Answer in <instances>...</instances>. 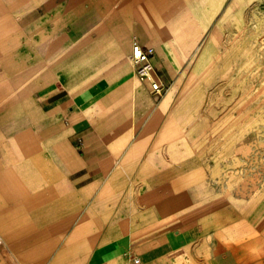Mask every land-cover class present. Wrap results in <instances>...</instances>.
I'll return each instance as SVG.
<instances>
[{
  "label": "crops",
  "instance_id": "obj_1",
  "mask_svg": "<svg viewBox=\"0 0 264 264\" xmlns=\"http://www.w3.org/2000/svg\"><path fill=\"white\" fill-rule=\"evenodd\" d=\"M160 1L98 0L91 20H48L38 54L35 33L0 28V264H264L223 230L179 221L227 201L179 172L216 162L178 137L203 117L215 136L229 105L236 121L244 103L257 109L258 0L209 14V0H167L183 4L167 18ZM134 42L153 49L160 96L135 74Z\"/></svg>",
  "mask_w": 264,
  "mask_h": 264
},
{
  "label": "rangeland",
  "instance_id": "obj_2",
  "mask_svg": "<svg viewBox=\"0 0 264 264\" xmlns=\"http://www.w3.org/2000/svg\"><path fill=\"white\" fill-rule=\"evenodd\" d=\"M91 1L96 3L98 0H0V28H2L1 31L7 32L13 30L23 34L35 33L34 39L38 54V47L44 44L45 22L48 20H91L92 6L88 4ZM257 4H259V14L264 17V0H258ZM202 5L201 3L199 8L203 7ZM101 6L106 10L107 2ZM254 22V29L252 30V26L249 25V30L250 35L254 37V46L258 41L260 48V95H258L257 109L254 106L252 111L250 105L247 106L244 103L245 111L239 114V118L243 119L242 124L239 122L241 118L237 120L238 122L235 120L233 105L228 106V114L224 118V110L220 109L217 116L221 113L222 119L218 120L217 125L209 131L215 133V136L202 135L204 140L196 147L200 148L198 154L201 156L211 153L210 157L216 164L227 163L226 170L229 180L233 183L238 182L233 197L241 203L232 208L230 198H227V201L217 209L218 213L220 210L223 211L221 213L223 218H227V222L219 229L229 235L242 234V248L248 245L250 247L259 246L264 250V20H254ZM243 26L246 27V25ZM48 27L52 29L57 26L54 24ZM39 57L37 55V59ZM4 63L7 70L11 68L6 60ZM195 122L206 124L207 119L203 117L202 120H195ZM206 125L202 132L206 130L205 128H209V124ZM235 157L238 162L233 159ZM206 186H200L199 193H214L222 190L218 185ZM194 240H192V245Z\"/></svg>",
  "mask_w": 264,
  "mask_h": 264
},
{
  "label": "bare ground",
  "instance_id": "obj_3",
  "mask_svg": "<svg viewBox=\"0 0 264 264\" xmlns=\"http://www.w3.org/2000/svg\"><path fill=\"white\" fill-rule=\"evenodd\" d=\"M165 1L167 0H162L160 1V3L162 4V6H160V8L158 9V12L164 15V18H167L166 16L168 15V17H170L172 14L177 13L181 8H182V3H174L173 7H169L168 3H166ZM175 1V0H174ZM222 0H209L208 1V5L207 7L205 6V4H203L202 6L204 7H200L198 8L199 11H203L205 10L206 13H213L218 9V6L220 5ZM171 2V1H170ZM204 2V1H203ZM172 3V2H171ZM89 5H97V3L95 2H89ZM159 4V3H157ZM158 6V5H157ZM102 7V6H101ZM167 7H169L167 9ZM191 11V10H190ZM206 50V49H205ZM17 68V67H15ZM36 108V107H35ZM37 109V108H36ZM11 112V111H10ZM35 112V111H34ZM37 112V111H36ZM4 113V112H3ZM4 115V114H3ZM8 117V116H7ZM1 118V117H0ZM3 118V116H2ZM5 118V117H4ZM7 120V119H6ZM21 121V120H19ZM2 122V120H1ZM2 124V123H1ZM207 124V123H206ZM206 124L202 123V122H193L191 123L189 126H187L186 128H184V130H181L179 141H183L184 144H188V146H190L191 148H193V150H195L196 152V158L195 160H198L200 158V154H198V146L203 140V136L201 135L202 130H204V127L207 126ZM21 125V124H20ZM25 125V123H24ZM2 126V125H0ZM19 126V125H18ZM28 126V124H27ZM34 126V125H33ZM5 127V126H4ZM7 127V126H6ZM12 128V127H11ZM206 129V128H205ZM9 130V129H8ZM177 130L174 131V134L177 135ZM194 133V136L192 135ZM247 133V132H246ZM244 133H242L243 135ZM29 136V135H28ZM176 137V136H175ZM30 140V138H29ZM33 142V141H32ZM35 144V143H34ZM32 145V144H31ZM230 147V146H229ZM200 151V150H199ZM205 152V151H204ZM223 155V153H222ZM221 156V155H219ZM222 157V156H221ZM220 157V158H221ZM225 157V156H224ZM223 157V159H224ZM220 158H219V162H220ZM228 158V157H227ZM235 159V161L238 162V160H236L237 158H233ZM186 160V159H185ZM191 160V158L189 159ZM218 162V163H219ZM226 162V161H225ZM234 162V161H233ZM168 163V162H167ZM171 163V162H170ZM225 163L222 164H216L215 167H212L211 169H200V168H195V169H191L189 167H184L182 169H180V173L184 174V173H188L190 177V181H194V182H199L201 180V178L203 179H209L211 181H213L215 183V185H218L219 187L222 188L221 192L225 193L226 198H230V203L232 204L230 207L235 208L237 206L238 203H241L240 201H236L233 197V192L234 190H236V181L235 183L231 182L229 180V174L227 173L226 167H222ZM222 165V166H220ZM238 167V166H237ZM173 169V168H172ZM234 177V176H233ZM235 178V177H234ZM246 180V178H245ZM244 180V181H245ZM193 184V183H191ZM188 185V184H186ZM185 185V186H186ZM241 185V184H240ZM239 185V186H240ZM179 186V185H178ZM181 187H183L184 185H180ZM206 186V185H205ZM145 189H147L149 186L145 185L144 186ZM133 188V187H132ZM178 188V187H177ZM207 189V186H206ZM205 190V189H204ZM203 190V192H204ZM206 192V191H205ZM198 194V193H197ZM200 195L203 193H199ZM205 194V193H204ZM256 194V193H255ZM257 195V194H256ZM201 197V196H200ZM222 198H224L223 196H221ZM198 198V197H197ZM212 199V198H211ZM201 200V199H200ZM221 200V199H219ZM219 200H208L207 198L205 200H201L199 201L197 204V206L195 207L196 210L194 211H184L181 212L179 221L182 224H188L194 222L196 225H202L204 227H210V229H215V230H219V228H221L226 222H227V218H223L220 213H218V208H220V206H222L223 201H219ZM225 200V199H224ZM249 201V200H248ZM250 203V202H249ZM228 205V202L226 203ZM226 205V206H227ZM249 205V204H248ZM163 207V206H162ZM192 207V206H191ZM190 209V208H189ZM188 210V209H187ZM217 211V212H216ZM191 213L193 212L195 214V216L193 217H189V218H185L187 219L186 221H184L182 219L181 216H183L184 214L187 213ZM184 217V216H183ZM170 219V218H169ZM226 220V221H225ZM242 234L240 235H229L228 233H222V236L225 237L228 241H240L242 239L241 237ZM243 241V240H242ZM206 243V242H205ZM205 246V245H204ZM249 250H253L256 254V256H264V250L262 247H250V246H246ZM203 248V245L201 246V249ZM206 248V246H205ZM208 248V247H207ZM200 249V250H201ZM188 251L189 248L186 247L185 249H182L183 251Z\"/></svg>",
  "mask_w": 264,
  "mask_h": 264
},
{
  "label": "built area",
  "instance_id": "obj_4",
  "mask_svg": "<svg viewBox=\"0 0 264 264\" xmlns=\"http://www.w3.org/2000/svg\"><path fill=\"white\" fill-rule=\"evenodd\" d=\"M153 49L144 48L138 42H134L131 52V61L135 66V74L142 82H149L154 95L160 96L163 88L155 77V66L152 62ZM136 264L139 260L135 261Z\"/></svg>",
  "mask_w": 264,
  "mask_h": 264
}]
</instances>
